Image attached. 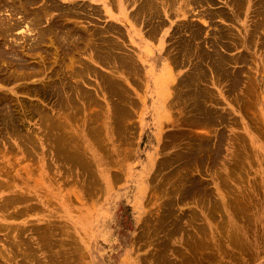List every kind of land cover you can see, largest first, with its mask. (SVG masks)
<instances>
[{"label":"rangeland","instance_id":"rangeland-1","mask_svg":"<svg viewBox=\"0 0 264 264\" xmlns=\"http://www.w3.org/2000/svg\"><path fill=\"white\" fill-rule=\"evenodd\" d=\"M56 1L80 11L79 24L107 29L96 56L114 41L136 68L81 48L72 57L52 37L48 54L32 56L44 70L0 81V112L14 108L22 128L12 133L4 120L13 114H0V264H264V2L246 1L239 11L227 0L196 8L151 0L139 14L134 0ZM219 5L226 15H199ZM189 23L202 39L224 29L230 49L221 42L222 51L244 57L229 63L242 75L237 90L204 62L201 87L213 93L204 95L203 121L180 85L191 60H171ZM25 31L2 39L13 45L26 35L27 43ZM231 33L235 44L227 43ZM42 80L45 95L22 91Z\"/></svg>","mask_w":264,"mask_h":264},{"label":"bare ground","instance_id":"bare-ground-1","mask_svg":"<svg viewBox=\"0 0 264 264\" xmlns=\"http://www.w3.org/2000/svg\"><path fill=\"white\" fill-rule=\"evenodd\" d=\"M136 1H137L136 3L137 6L135 9L137 13L139 14L143 11L146 12L148 9L150 10L153 8L151 0H134V2ZM185 1L186 3H188V1L191 2L193 4V8H196L198 6L203 7V5L206 3L207 4L214 3L213 2L214 0H185ZM229 1L232 2L230 3L231 5L236 6L238 10L240 11L244 3L246 1L248 3L249 0H227L226 2L229 3ZM36 2H38V0H10V3H5V1L0 0V81L2 82L11 83V82L18 81L21 79L30 78L31 76L44 70L45 62H43L42 60V63L41 62L39 63L35 61L36 60L35 57L38 55L40 56L41 52L43 51L46 53L47 51L49 52V46L46 44V41H45L46 39L47 40L48 39L52 40L53 38L56 39L55 41L57 44L55 45L56 46L58 45V47L66 49L69 52L73 51L72 57L78 54V52L75 51V49L77 48L78 49L81 48L82 52H87V51L90 52L92 58L96 56L94 48L96 50L103 49V47L101 46L104 40L101 34L104 33L103 29L104 30H107V29L99 28V27L88 28L87 26L79 24V20L77 18L82 13L80 11L78 12V11L73 10L71 7L66 8L65 5L61 6L60 3L56 0H44L40 4V6H35L34 4ZM258 2H260V4H263L264 1L258 0ZM119 5L120 7H123L122 2H119ZM222 8L223 7H221V5L215 8H210V10H207V8L205 7L204 9H200L199 11L200 14L199 13L198 14L199 15L204 14V15L209 16L210 14L214 15L216 14V12H219L223 15H226L225 11ZM256 8L257 7L253 8L254 11H257ZM158 10H159L158 6H156L153 12L156 13L158 12ZM53 11H57V13L53 15L52 13ZM1 12H8L7 13L8 16L3 17L1 15ZM71 14L72 16L68 17ZM13 16H17V18ZM134 19H137V18L135 17ZM207 19L208 18L206 17V20ZM43 22H45V24ZM189 24L192 29L189 30V33L187 35H183L181 32H178L179 34L178 39H177L178 42H176L178 46V50L176 49L174 53V57L172 56L171 60L174 59L177 64L191 60L192 67L189 68V72L184 74L183 79H181L182 82L180 83V85L182 87H186L184 92L193 99L192 100L193 101L192 109H194L193 116H195L200 121H203L204 115L206 118L210 119V116L206 115V112L208 111V107L204 105V101H203L204 95L206 94V92L213 93L210 90H208L206 87H201V84H202L201 81L208 80V77H207L208 68L204 67V62L207 61L209 68H211L212 71H214L216 74L223 76L224 78H228L231 81L230 83L231 88L233 90L235 89L237 90L238 85L242 82V75L240 77L239 70L232 69L234 67L232 65L230 66L229 63L230 62H233V64L237 63L238 61H240L239 59L242 60L244 57L242 56V54L235 55V56H232V55L228 56L225 54L226 52L224 53L222 51L223 48L220 46V43L222 42L221 37H223L226 34L224 29L218 30L212 33L214 31L213 30L209 33V35L214 34L213 36L210 35L209 39H207L208 36L202 39L201 34H200L201 33L200 27H197L194 23H189ZM189 24L187 26H189ZM20 26H25V30H26L25 34L32 35L30 37L31 39L30 38L28 39L27 37V39L30 41L25 43L26 35L24 34H23L24 36L21 37L22 41L21 42L18 41V43L15 42V44L13 45L11 43L5 42L2 39V36H4L6 33H8L9 31H13L14 29L20 28ZM179 27L180 26H177L178 28L177 31L181 30ZM185 28L187 30L188 27H185ZM217 28H220V27H217ZM226 31H229V29ZM150 33L151 35H153L154 31H150ZM254 34L255 32L250 33V36L255 37L256 34L255 35ZM107 37L110 40V37L109 36ZM95 38L97 39V42L95 41ZM230 38L232 39V41H230L229 39L227 41L228 44L229 43L235 44L236 40L240 39L238 34H235V33H231ZM201 42L205 43L206 45L204 46L203 44H201ZM225 43L221 45L224 46V48L226 49L229 47V45H226ZM112 45L114 47L107 45L105 47L106 50H103V52L105 53L99 52L100 56H96V57L101 58L102 61L108 65L114 64L123 69L134 70L136 66H133V63H131V57L128 55L129 53L124 51L118 45L117 42L113 41ZM129 50L131 49L129 48ZM32 56H35V57H32ZM71 66L74 67L72 64ZM93 66L91 63L89 65L87 63L85 64L84 67L85 68L88 67L90 72H95V70L93 69ZM163 67L166 68L165 66H162V70H163ZM169 69L167 68L166 70L162 71L165 74L161 75V77L158 80V86H159L158 89H160L158 92L160 94H165L167 92V89H168L167 80L171 74L170 73L171 70ZM73 70H76L75 67ZM101 75H102L101 76L102 79H106L108 77L107 73H104ZM111 80L114 83L120 82L119 80L117 81L114 80L113 77H111ZM59 81H62V79H59ZM73 81L77 83L76 80H73ZM52 82L53 81H51V83ZM70 86L76 87L77 85L70 83ZM47 87H48V82L43 81L42 86L36 85V84L30 85L27 87L22 86V91H26L28 93L36 92L37 95L43 96V94L45 95L48 91ZM75 98H76V95H75ZM11 99L14 101V98H11ZM0 101H1V97H0ZM29 106L35 107L36 109L39 110L38 112L40 111L43 112V110L41 109L42 107H39L33 104L31 105L29 104ZM9 113L13 115H10ZM0 114L2 115L3 118H5L7 115H10L4 120L6 124L5 126L8 129L11 128L12 133L20 135L22 128L16 127V125H14L15 120H17V116L15 117L14 115L15 114L14 108L11 107L4 111L2 110ZM11 120H14V121H12L9 124L8 122ZM205 145L206 143L203 142L202 146H205Z\"/></svg>","mask_w":264,"mask_h":264}]
</instances>
